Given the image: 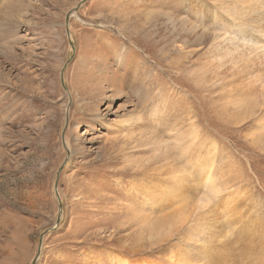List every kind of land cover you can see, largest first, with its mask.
<instances>
[{
    "label": "rangeland",
    "instance_id": "rangeland-1",
    "mask_svg": "<svg viewBox=\"0 0 264 264\" xmlns=\"http://www.w3.org/2000/svg\"><path fill=\"white\" fill-rule=\"evenodd\" d=\"M36 260L264 264V0H0V264Z\"/></svg>",
    "mask_w": 264,
    "mask_h": 264
},
{
    "label": "water",
    "instance_id": "water-1",
    "mask_svg": "<svg viewBox=\"0 0 264 264\" xmlns=\"http://www.w3.org/2000/svg\"><path fill=\"white\" fill-rule=\"evenodd\" d=\"M55 191H56V197L59 200V206H58L59 216H58V220H57L56 226L54 228H52L50 231H55L58 228V226L60 224V221H61V218H62V214H63V205H62V203L60 201V196H59V193H58L57 185L55 186ZM50 231H48V232H50ZM43 239H44V235H42L41 239H40V245H39V249H38V256L40 255L41 250H42ZM36 263H37V260L33 264H36Z\"/></svg>",
    "mask_w": 264,
    "mask_h": 264
},
{
    "label": "bare ground",
    "instance_id": "bare-ground-1",
    "mask_svg": "<svg viewBox=\"0 0 264 264\" xmlns=\"http://www.w3.org/2000/svg\"><path fill=\"white\" fill-rule=\"evenodd\" d=\"M250 1H251V0H250ZM201 4L204 5L203 2H201ZM205 6H206V5H205ZM237 11H238V10H237ZM237 11H236L235 14L239 15ZM41 254H42V253H41ZM120 264H140V263H130L129 261H124V262H121V261H120Z\"/></svg>",
    "mask_w": 264,
    "mask_h": 264
}]
</instances>
